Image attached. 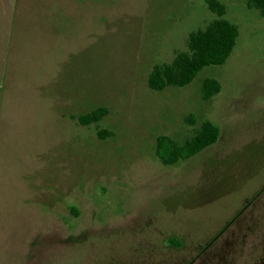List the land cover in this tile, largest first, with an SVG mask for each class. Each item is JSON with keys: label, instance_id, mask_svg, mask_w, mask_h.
Listing matches in <instances>:
<instances>
[{"label": "rangeland", "instance_id": "rangeland-1", "mask_svg": "<svg viewBox=\"0 0 264 264\" xmlns=\"http://www.w3.org/2000/svg\"><path fill=\"white\" fill-rule=\"evenodd\" d=\"M206 1L20 0L0 75V264H264V18L219 0L240 31L227 62L148 86L216 19ZM207 78L222 85L209 102ZM207 120L219 141L164 166L156 139L182 145Z\"/></svg>", "mask_w": 264, "mask_h": 264}, {"label": "trees", "instance_id": "trees-1", "mask_svg": "<svg viewBox=\"0 0 264 264\" xmlns=\"http://www.w3.org/2000/svg\"><path fill=\"white\" fill-rule=\"evenodd\" d=\"M209 10L216 15L205 29L192 32L187 43V50L177 53L169 64L157 65L148 77V86L154 92H163L168 88H183L190 85L197 75L206 67L224 65L230 58L239 37V27L225 18L227 7L219 0L206 1ZM247 7L256 10L264 18V0H247ZM222 91L221 83L214 78L204 80L201 98L209 102ZM108 113L99 108L79 117L82 126L99 123ZM190 125H196L194 115L186 118ZM112 136L111 132H104ZM103 134H99L104 138ZM220 128L211 121H205L195 133L187 137L184 144H179L170 136L161 135L156 139V156L164 166H171L180 160H189L219 141ZM238 215L234 218H237ZM229 223L227 227L234 222ZM226 229L223 230L226 231ZM171 244H178L170 240Z\"/></svg>", "mask_w": 264, "mask_h": 264}, {"label": "crops", "instance_id": "crops-1", "mask_svg": "<svg viewBox=\"0 0 264 264\" xmlns=\"http://www.w3.org/2000/svg\"><path fill=\"white\" fill-rule=\"evenodd\" d=\"M20 0H0V75L12 43L13 23L18 15Z\"/></svg>", "mask_w": 264, "mask_h": 264}]
</instances>
